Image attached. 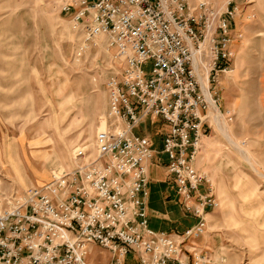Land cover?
I'll list each match as a JSON object with an SVG mask.
<instances>
[{
    "label": "built area",
    "instance_id": "obj_1",
    "mask_svg": "<svg viewBox=\"0 0 264 264\" xmlns=\"http://www.w3.org/2000/svg\"><path fill=\"white\" fill-rule=\"evenodd\" d=\"M61 10L86 42L105 35L117 52L120 65L107 83L109 112L95 135V152L79 147L73 167L7 195L0 208V264H92L93 247L109 250L110 264H126L130 254L139 264H214L194 242L207 232V212L219 202L212 194L198 195L197 206L191 201L204 183L211 186L197 169L202 139L212 129L200 60L208 42L210 76L223 71L216 69L231 57L227 18L220 17L216 36L210 34L216 15L203 0L196 7L190 0H64ZM148 63L150 73L143 69ZM154 118L168 127L162 153L177 193L199 218L180 236L148 222L144 197L155 149L135 129Z\"/></svg>",
    "mask_w": 264,
    "mask_h": 264
},
{
    "label": "rangeland",
    "instance_id": "obj_2",
    "mask_svg": "<svg viewBox=\"0 0 264 264\" xmlns=\"http://www.w3.org/2000/svg\"><path fill=\"white\" fill-rule=\"evenodd\" d=\"M199 1L190 0V4L196 7ZM203 1L216 15L210 34L219 35L220 17L229 23L227 50L231 57L216 69L223 71L210 76L213 60L208 42L203 59L197 55L202 61L200 82L208 79L212 97L223 113L219 110L213 117L216 129L208 115L212 129L206 134L208 156L203 162L206 171L201 173L217 186L219 205L225 210L228 198L252 201L262 199L264 192V0ZM63 3L0 0V208L10 192L46 184L54 171L73 167L79 147L95 152V135L105 128L107 83L120 65L117 52L105 35L86 42L73 28L71 17L62 13ZM152 67L148 63L143 69L150 73ZM146 120L144 129L154 138L156 148L162 149L163 121ZM41 125L39 133L36 129ZM48 151L54 156L46 157ZM12 156L24 161L32 177L28 185L17 170V175L8 170L16 168ZM250 183H255L251 189L257 196L248 198L243 194L249 192ZM237 213L231 221L227 218L232 237H225L223 257L212 253L214 264H253L256 258L260 260L257 264H264L262 213H249L246 222L242 221L244 214ZM134 256L130 254L126 264H138ZM112 258L101 247L92 248L88 257L92 264H108Z\"/></svg>",
    "mask_w": 264,
    "mask_h": 264
},
{
    "label": "crops",
    "instance_id": "obj_3",
    "mask_svg": "<svg viewBox=\"0 0 264 264\" xmlns=\"http://www.w3.org/2000/svg\"><path fill=\"white\" fill-rule=\"evenodd\" d=\"M219 110L223 116L222 110L221 109ZM213 117L214 116H212V118ZM213 121L215 124L214 118H213ZM146 122H148V120H145L141 124L142 126L141 129H138L137 127L135 129V133L149 137L152 140L154 144V149H155L154 157L149 164V183L146 189L147 194L144 197L145 202H146V207H147L149 226L150 228L158 232H166L174 236H177V235L180 236L186 230L196 226L197 223L199 222V218L194 216L191 212L187 211L184 205L183 198L177 193L173 178L168 172L167 165H168L169 160H168L167 155L162 153L163 139H164V135L168 132V127L165 125L164 122L160 121L163 125V129H161L162 137H159L161 139L162 149L159 150L156 148V143L152 135L147 130L144 129L143 124H145ZM153 122H154V119L152 120V123ZM42 127L43 126L41 125L36 130L39 133H41ZM215 129H216V124H215ZM157 132L158 131L155 132V136H158ZM206 138H207V135L204 136L202 139L201 149H200L199 156H198L197 169L199 170V172L206 171L205 164H204L208 156V153L205 150L206 147L204 146V142ZM55 144L56 143H54V146H53L54 149L56 148ZM55 152H56V149L54 150L53 154H55ZM44 155L46 157L54 156L52 155L51 151L44 153ZM57 158L58 157H56V159ZM13 163H14L13 165H15L16 168L9 167L8 170L13 172L15 175H17V171L19 172V174L23 175L22 182L24 184L28 185L29 183H31L32 177L28 174L27 169L24 167L25 165L24 161L14 156ZM57 163L60 164L59 161ZM8 176L11 177L12 179L17 177V176L14 177V175L9 174V173H8ZM17 178L19 179V177ZM210 180L212 181L211 177H210ZM254 184L250 183V187L248 188L249 192L248 191L244 192L243 196L248 197V198L251 197L252 195L257 196L256 190L251 189V187L252 188L255 187ZM209 194H212L217 200V202L221 200L218 197L217 186L216 187L212 186V183H211V186H209V184L207 183H204L199 188V191L195 194V197L191 201V205L197 206L198 204L197 196L198 195H209ZM244 201H246V199H242V197H233L232 200L231 198H228V200H226V203H225V206H226L225 210H222L220 208V205L216 209L209 210L206 215L209 229L207 230L205 235L197 239L194 243L197 246H200L205 249H209L211 254L214 253L215 257L218 256L221 258V256L223 255L221 251H223L222 246L225 243L224 241L225 237L226 238L232 237L231 232L227 230V226L229 227L228 219H230L231 221L233 219L232 215L233 217L235 216L234 213L238 212L237 213L238 216L244 214L242 218L243 222L250 220L249 218H246V215H248L249 213H258V214L262 213L263 215L262 225H263L264 224V192L262 194V199H252V201H246V202ZM230 204H233V205H230ZM261 207H262V212H260ZM224 231H227V232H224ZM208 234H209V237H208ZM252 242H253V245L256 244L254 243L253 240ZM262 245H264V242H262ZM100 251L107 252L105 250H100ZM237 254L241 255L242 253H237ZM110 256H112L111 252H110ZM134 257L137 258L136 255ZM111 261L112 260L110 259L109 262L107 263L109 264L111 263ZM263 261H264V256H262V263ZM258 262H260V260L256 258L253 264H257ZM138 264H139V261H138Z\"/></svg>",
    "mask_w": 264,
    "mask_h": 264
},
{
    "label": "bare ground",
    "instance_id": "obj_4",
    "mask_svg": "<svg viewBox=\"0 0 264 264\" xmlns=\"http://www.w3.org/2000/svg\"><path fill=\"white\" fill-rule=\"evenodd\" d=\"M206 82H202V86H203V89H204V91H205V93H206V95H207V97H208V99H209V101H210V109H209V114H210V116L212 117V116H214L215 115V113H219V109H220V106L217 104V102H215V99H213V97H212V93H211V91H210V89H209V85H208V79H206L205 80ZM221 113V112H220ZM222 115V114H221ZM217 117H216V120L218 119V117H219V115H216ZM215 120V119H214ZM218 120H220V119H218ZM217 123V122H216ZM224 125V124H223ZM217 126H218V124H217ZM221 127V126H220ZM218 128V127H217ZM220 129V128H219ZM224 129V128H223ZM221 130H222V128H221ZM224 131H225V129H224ZM227 131V130H226ZM227 135V134H226Z\"/></svg>",
    "mask_w": 264,
    "mask_h": 264
}]
</instances>
